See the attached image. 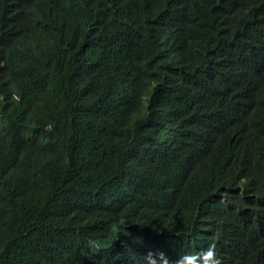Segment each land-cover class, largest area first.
<instances>
[{
    "label": "trees",
    "instance_id": "trees-1",
    "mask_svg": "<svg viewBox=\"0 0 264 264\" xmlns=\"http://www.w3.org/2000/svg\"><path fill=\"white\" fill-rule=\"evenodd\" d=\"M8 5L0 264H264V0Z\"/></svg>",
    "mask_w": 264,
    "mask_h": 264
},
{
    "label": "clouds",
    "instance_id": "clouds-1",
    "mask_svg": "<svg viewBox=\"0 0 264 264\" xmlns=\"http://www.w3.org/2000/svg\"><path fill=\"white\" fill-rule=\"evenodd\" d=\"M183 256L184 257H181L176 264H199L200 261H202V264H221V260L216 256L214 245L209 246L208 249L204 250L197 256L187 254H184Z\"/></svg>",
    "mask_w": 264,
    "mask_h": 264
},
{
    "label": "bare ground",
    "instance_id": "bare-ground-1",
    "mask_svg": "<svg viewBox=\"0 0 264 264\" xmlns=\"http://www.w3.org/2000/svg\"><path fill=\"white\" fill-rule=\"evenodd\" d=\"M8 6H9V9L8 10L5 11V10L2 9L5 13H3V11L0 12V20L2 18H4L7 14H10L11 11H12V9L14 8V7H10V5H8ZM9 57H11V56H6V59L9 60ZM135 241H138V240H135ZM159 243H160V246H161V250L162 251L167 248L168 243H167V240L165 238H161L159 240ZM187 252H188V255H191V256L194 255L191 251H187ZM157 256H158V254H157ZM181 257H184V256L183 255H180L176 259H174V260H172L170 262H167L166 264H173V263L179 261L181 259ZM199 264H201V262H199Z\"/></svg>",
    "mask_w": 264,
    "mask_h": 264
}]
</instances>
